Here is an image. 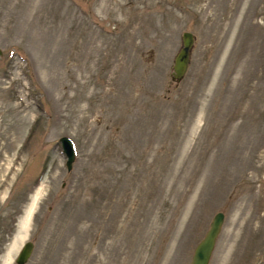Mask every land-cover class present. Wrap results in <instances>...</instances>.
<instances>
[{"label": "rangeland", "instance_id": "1", "mask_svg": "<svg viewBox=\"0 0 264 264\" xmlns=\"http://www.w3.org/2000/svg\"><path fill=\"white\" fill-rule=\"evenodd\" d=\"M41 186L9 264H264V0H0V264Z\"/></svg>", "mask_w": 264, "mask_h": 264}, {"label": "water", "instance_id": "2", "mask_svg": "<svg viewBox=\"0 0 264 264\" xmlns=\"http://www.w3.org/2000/svg\"><path fill=\"white\" fill-rule=\"evenodd\" d=\"M194 34L190 30H183L181 34V45L177 49L173 58L172 65V79L180 80L188 70L191 60V49L194 43ZM62 149L66 153V165L71 168L72 162L75 158V148L72 139L67 135L60 137ZM224 212L222 210L216 211L208 225L203 236L195 244L190 264H209L212 251L214 249L218 234L221 230L224 221ZM34 248V242L31 239L24 241L18 254H16L15 262L18 264L25 263Z\"/></svg>", "mask_w": 264, "mask_h": 264}, {"label": "bare ground", "instance_id": "3", "mask_svg": "<svg viewBox=\"0 0 264 264\" xmlns=\"http://www.w3.org/2000/svg\"><path fill=\"white\" fill-rule=\"evenodd\" d=\"M63 150H64V148H63ZM43 190H44L43 186L38 188L34 198L32 199V202H31L30 206L28 207V210L26 211L25 217L23 218L22 223L20 225L19 232L17 233V235L13 241V244L10 246L3 264H9L11 262L12 256L14 257L13 253H15V250L19 249V247L21 246L20 243H22L24 238L26 237V234L28 233L29 228L31 226L30 223H31L32 214L35 210V207L37 206L39 197L41 196V193Z\"/></svg>", "mask_w": 264, "mask_h": 264}]
</instances>
